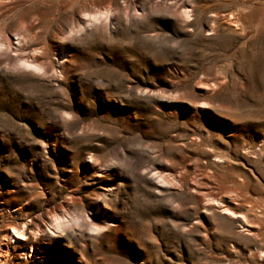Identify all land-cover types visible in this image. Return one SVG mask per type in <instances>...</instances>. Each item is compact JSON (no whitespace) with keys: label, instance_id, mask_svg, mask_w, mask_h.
Listing matches in <instances>:
<instances>
[{"label":"rangeland","instance_id":"rangeland-1","mask_svg":"<svg viewBox=\"0 0 264 264\" xmlns=\"http://www.w3.org/2000/svg\"><path fill=\"white\" fill-rule=\"evenodd\" d=\"M0 36L47 63L0 59V264H264V0H0Z\"/></svg>","mask_w":264,"mask_h":264},{"label":"bare ground","instance_id":"bare-ground-1","mask_svg":"<svg viewBox=\"0 0 264 264\" xmlns=\"http://www.w3.org/2000/svg\"><path fill=\"white\" fill-rule=\"evenodd\" d=\"M98 21H99L98 24L99 23L100 24H105V22H107V20H104V19H99ZM83 29L84 28H81L80 31H82ZM13 50H14V48H12L11 41H9L8 39L0 36V59H2L8 66L20 69L19 64H21V65L28 66V67H30L32 69H35V70H38V71H43V72L45 71V67H47V63H46L45 60L44 61H41L40 59L35 60L36 58H39L38 56L35 55V58L33 60L27 61V60H24V55L23 54H21V53L14 54L12 52ZM224 206H225L224 209L226 210V212L235 213V211H233V209L230 208L229 206H227V205H224ZM81 218L82 219L80 221V224L77 225L79 230L80 231H85L87 229H91L92 228L91 222L88 221L87 218L86 219L83 218V217H81ZM58 224L59 225H63L67 229H71V230H74V228H77L76 226L69 225V224H67L66 222H63V221L62 222L60 221ZM59 225L57 226V228L60 227ZM57 228H55V229H57ZM55 229L51 230V231H48L50 237L60 235L57 232V230H55ZM17 233L19 234L20 232L17 230V227L14 226L13 230L11 231V233L9 231V233H7V235L8 234H12L13 238L18 239L19 237H18Z\"/></svg>","mask_w":264,"mask_h":264}]
</instances>
